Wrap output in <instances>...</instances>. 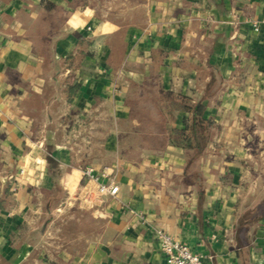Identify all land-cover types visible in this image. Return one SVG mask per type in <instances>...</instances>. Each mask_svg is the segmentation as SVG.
<instances>
[{
    "label": "crops",
    "instance_id": "0c3cea01",
    "mask_svg": "<svg viewBox=\"0 0 264 264\" xmlns=\"http://www.w3.org/2000/svg\"><path fill=\"white\" fill-rule=\"evenodd\" d=\"M256 21L264 0H0V264H166L157 230L204 264H264ZM161 90L214 122L190 165L152 147Z\"/></svg>",
    "mask_w": 264,
    "mask_h": 264
},
{
    "label": "trees",
    "instance_id": "16d2710c",
    "mask_svg": "<svg viewBox=\"0 0 264 264\" xmlns=\"http://www.w3.org/2000/svg\"><path fill=\"white\" fill-rule=\"evenodd\" d=\"M77 88L78 85H73L69 89V102H72ZM159 101L156 132L166 136L154 139L152 147L163 149L169 145L182 148L188 154L187 165H190L208 148L213 137L214 122L205 118L206 107L202 102H196L188 97L164 90L159 92ZM175 112H183L186 115L180 128L173 126ZM147 119H152L151 113L147 115ZM58 195L59 193L56 192L54 195L48 196L47 207L49 210ZM253 211V209H249L243 216L251 214Z\"/></svg>",
    "mask_w": 264,
    "mask_h": 264
},
{
    "label": "built area",
    "instance_id": "2783aa9c",
    "mask_svg": "<svg viewBox=\"0 0 264 264\" xmlns=\"http://www.w3.org/2000/svg\"><path fill=\"white\" fill-rule=\"evenodd\" d=\"M264 21H256L253 23V28L256 32L260 31ZM85 178L88 182L98 183V178L94 174L93 168L87 167L84 170ZM119 188L114 185L99 184L97 188L98 196H112L118 194ZM156 237L160 243L161 249L166 256V264H204L203 259L198 254H195L191 248L162 230L156 231Z\"/></svg>",
    "mask_w": 264,
    "mask_h": 264
}]
</instances>
